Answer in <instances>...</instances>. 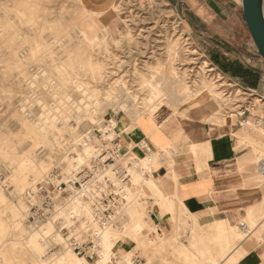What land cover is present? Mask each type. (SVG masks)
Listing matches in <instances>:
<instances>
[{
    "label": "rangeland",
    "instance_id": "rangeland-1",
    "mask_svg": "<svg viewBox=\"0 0 264 264\" xmlns=\"http://www.w3.org/2000/svg\"><path fill=\"white\" fill-rule=\"evenodd\" d=\"M193 20L174 0H0V264H91L88 254L68 245L64 222L91 219L90 198L102 193L117 204L114 224L97 239L99 264H127L132 258L150 264H239L250 242L264 257V230L244 241L239 223L226 235L217 219L199 223L183 206L178 209L177 189L169 195L158 174L163 163L172 166L174 148L150 146L140 157L122 151L116 165L132 159L129 178L121 168L108 170L109 153L101 156L120 131H132L137 112L150 116L136 122L145 129L155 126L152 137L187 108L186 115L208 122L216 104L221 116L235 120L236 127H228L234 135L253 130L241 125L246 118H264V78L249 89L222 69L225 51L263 70L264 58L250 33L236 32L229 47ZM216 50L223 54L221 64ZM78 83L83 91H76ZM193 97L205 101L198 107ZM239 141L251 150L249 136ZM197 145L188 148L210 156L209 144ZM260 159L264 153L258 152L256 163ZM201 162L207 171L203 160L197 168ZM253 177L260 190L264 176ZM159 181L167 194L156 187ZM262 191L247 216L252 232L254 223L262 224ZM55 197L67 203L59 212L48 207ZM155 205L172 214L166 230L151 220ZM43 212L49 214L44 220Z\"/></svg>",
    "mask_w": 264,
    "mask_h": 264
},
{
    "label": "crops",
    "instance_id": "crops-1",
    "mask_svg": "<svg viewBox=\"0 0 264 264\" xmlns=\"http://www.w3.org/2000/svg\"><path fill=\"white\" fill-rule=\"evenodd\" d=\"M174 1L193 17L194 22L210 33L209 35L216 40L223 41L226 46H234L237 40L236 32H243L244 35L249 32L242 10V0ZM214 54L221 62L220 57L223 54L217 50ZM224 55L227 56H225L227 67L230 62L234 61L258 76L257 81L253 80L252 87L247 84L249 89H257L261 85L264 78V67L260 70L257 67L246 65L231 52L224 51ZM246 61L249 62L250 59ZM235 78L246 84L241 78ZM211 107L208 122L202 116L186 115L187 108L184 113H182L184 110H181L182 112L176 117L171 118L163 126H158L160 130L158 137H152L156 133L155 126L151 129L139 126L136 130L123 135L120 131L118 144L123 152H134L139 156L146 153L140 143H147L154 148L162 146L174 148L176 153L172 166L169 167L163 163L159 173L167 183L169 195L177 189L178 199L181 201V203L177 202L178 209L183 206L197 218L199 223H214L216 219L219 225H232L242 220L247 222L246 208L256 206L263 197L264 188L257 190L254 185L255 177L252 176L256 169L257 154L252 153L246 145L239 144L240 138H246L249 135L245 136L240 132L234 135L229 132L226 121L228 115L221 116L216 104ZM221 131H227L226 135L220 134ZM192 142L198 145L210 144V156L196 155L188 148ZM131 143L133 147L130 146ZM197 160L206 161L209 165L215 166L214 168L229 163L225 165L229 183L226 179L219 183L220 181L213 172L205 171L204 162H201L197 168ZM172 175L175 177L173 178ZM149 213L151 220L158 226V230H166L167 221L172 214L159 205L149 209ZM247 247L248 252L239 264H264V257L258 249V244L250 242Z\"/></svg>",
    "mask_w": 264,
    "mask_h": 264
},
{
    "label": "built area",
    "instance_id": "built-area-1",
    "mask_svg": "<svg viewBox=\"0 0 264 264\" xmlns=\"http://www.w3.org/2000/svg\"><path fill=\"white\" fill-rule=\"evenodd\" d=\"M248 109H244L242 111V115L246 113ZM254 122L258 123L260 125L264 126V118L259 117L258 115H254ZM115 140V141H114ZM111 142L113 147L105 148L101 156L103 157L106 155V153H109V157L104 163H108L109 161L113 160L114 158L119 157V155L122 154V148L118 144V140L113 139ZM124 154H127L124 152ZM259 169L262 173H264V161H261L259 164ZM102 170H105V167L102 168ZM56 176H54L55 178ZM107 179V178H106ZM125 179V178H124ZM106 181H109L107 179ZM100 182V181H99ZM95 183V182H94ZM74 184H76L74 182ZM98 184V183H97ZM83 188V187H82ZM81 190V189H80ZM113 193H110L108 197H110ZM118 193H115V196H117ZM112 197V196H111ZM60 197L51 198L50 202L48 203V207H51L52 212H59L63 206L67 203H59ZM115 198H110L108 200L105 197V193H102V195H94L90 198L92 201V209L94 211V217L93 221H89L86 217L81 218V222L75 221L76 223L67 224L66 222L65 226V235L67 238V241H69V246L73 248L74 251H76L78 254H88L90 256L91 264H99V260L101 259V247L97 242L99 231H101L105 226L113 225L114 224V215L116 211V205ZM110 201V202H109ZM59 214V213H58ZM48 213L43 212L42 213V219L47 216ZM73 217V216H71ZM62 219V217H58V220ZM64 221V220H63ZM118 258L117 254L111 255V261L110 263H113ZM127 264H150L144 259L140 258H133L131 262Z\"/></svg>",
    "mask_w": 264,
    "mask_h": 264
},
{
    "label": "bare ground",
    "instance_id": "bare-ground-1",
    "mask_svg": "<svg viewBox=\"0 0 264 264\" xmlns=\"http://www.w3.org/2000/svg\"><path fill=\"white\" fill-rule=\"evenodd\" d=\"M172 49V48H171ZM175 49V48H174ZM172 52V51H171ZM171 55V54H170ZM173 57V56H172ZM172 61V60H171ZM156 80H158V77L156 78ZM64 83H65V81H64ZM64 87V86H63ZM70 87V86H69ZM73 87V86H72ZM71 87V88H72ZM71 88H70V90H71ZM64 90V89H63ZM62 90V91H63ZM65 91V90H64ZM76 91H83V88H82V84L81 85H79V83L77 84V88H76ZM208 91V90H207ZM206 91V92H207ZM210 91V90H209ZM52 92V91H51ZM83 93V92H82ZM85 93V92H84ZM87 93V92H86ZM196 93V92H195ZM200 94V93H199ZM198 94V95H199ZM192 97V96H191ZM190 97V98H191ZM185 98H186V96H185ZM194 98V97H193ZM195 100H194V103H195V105L196 106H198L199 107V105H202L203 103H204V101L205 100H202V98H199V97H196V98H194ZM151 104V103H150ZM254 105V104H253ZM197 107V108H198ZM194 108V107H193ZM192 108V109H193ZM201 109V108H200ZM252 109V111L255 113L256 112V109H255V105L253 106V108H251ZM191 110V109H190ZM125 111V110H124ZM197 111H198V109H197ZM208 112V111H207ZM207 112H202V113H200V114H202V115H206V113ZM127 113V112H126ZM128 114V113H127ZM132 114V113H131ZM196 114V113H195ZM242 114V112H240V115ZM252 115H253V113H252ZM145 117V118H147L149 121H150V119H149V117H148V114L147 113H145V112H137V113H134L133 115H132V117H131V121H132V131L133 130H136L137 128H139V123H137L136 122V120L138 119V117ZM206 117V116H205ZM152 119V118H151ZM156 119V118H155ZM168 121V120H167ZM226 121H227V126L228 127H230V128H235L236 126H235V120L233 119V118H229V117H226ZM155 122V121H154ZM45 123V122H44ZM149 123V122H148ZM162 125V124H161ZM241 125H243V127H244V129L245 130H247V131H251L252 129V131L251 132H249V138L251 139V141H252V143L250 144V147H251V151H252V153H256V154H258V152L259 153H264V128L260 125V124H258V123H255L253 120H251V118L250 117H248V118H246L244 121H241ZM239 126V125H238ZM112 127L114 128V129H116L117 127H118V122H113L112 123ZM141 127V126H140ZM48 128V127H47ZM52 129V128H51ZM145 129V128H144ZM157 129V128H156ZM46 131V130H45ZM112 132V131H111ZM48 134V133H47ZM41 136V135H40ZM118 138V137H117ZM138 144V143H137ZM194 145V144H193ZM202 145V144H201ZM204 145V144H203ZM130 146L131 147H133V144L131 143L130 144ZM140 146L141 147H144L145 148V150L147 151V152H149V151H152L151 150V148H150V145H148L147 143H140ZM198 146V145H197ZM209 146H210V144H209ZM88 148V147H87ZM204 149V148H203ZM155 150V149H154ZM130 153H132V155H135V156H138V157H140L139 155H137L136 153H134V152H130ZM121 155H123V154H121ZM121 155H119V157L121 156ZM104 156H106V155H104ZM108 157L109 156H107V159H108ZM263 157V156H262ZM119 161V158L117 157V158H114L113 160H111V162H108V164H111V165H109V167H108V170H110V169H112V171L113 170H116L117 168H121V170L123 171V173H124V177L125 178H129V174H128V169H130V168H132L133 167V164H132V159H130V161H127L126 162V166H122V165H120V164H118V165H116V163ZM261 161H264V159H260V161H258L257 162V164H256V169H255V173H254V175H252V176H260V174L261 175H263L264 176V173H262L261 171H260V169H259V164L261 163ZM230 163H232V162H230ZM129 164V165H128ZM227 164H229V163H226V164H223V165H220V166H218V167H216V168H214L215 166H211V165H209V167H208V170L206 171V172H209V171H211V172H213L214 174H215V176H216V178L220 181L219 183H222L223 181L222 180H225L226 179V181L228 182V179H227V174H226V170H225V165H227ZM111 166V167H110ZM107 169V167L105 168V170ZM102 172H101V174L103 173V172H105V171H103V170H101ZM143 172V171H142ZM143 173H145V174H147V173H149V171H147V170H145ZM158 174H160L159 172H158ZM210 175V174H209ZM132 177V176H131ZM173 177V176H172ZM131 179V178H130ZM126 183L127 182H124V184L126 185ZM134 184H137L136 183V181H134L133 182ZM229 183V182H228ZM217 184V183H216ZM155 185H157L156 187H159L161 190H163V192L165 193L166 191H165V189H163L162 187V181L160 182H158V184H155ZM218 186V185H217ZM258 187H259V189L261 190V189H263L264 188V180L262 181V182H259L258 183ZM124 190V189H123ZM161 192V191H160ZM165 194H167V193H165ZM164 194V195H165ZM170 197V196H169ZM168 197V198H169ZM251 208H252V206L251 207H247L246 208V215L247 216H249L250 215V210H251ZM169 209V208H168ZM79 211V210H78ZM94 212V211H93ZM93 217H94V213H92V215H91V219H88L89 221H93ZM262 222V224L260 225H258L257 223H254L253 225H254V227H255V230H253V232H252V228H251V225L250 224H248V222H246L245 220H242V221H240L239 222V230H240V232L241 233H239L238 234V236H240L241 237V235H244V237L245 238H243V240L245 241L246 239H247V237H248V240H253V239H255L254 238V234H257L258 232H261V231H263L264 230V215H262L261 216V219H260ZM249 221H251L250 219H249ZM252 223V222H251ZM111 227V225H109V226H105L101 231H99V236L98 237H100L101 236V234L103 233V231L105 230V229H107V228H110ZM231 228V226L230 225H224V231L226 232V235H227V231L229 230ZM104 239H105V247L107 246V247H109L110 246V244H109V242H108V237H107V235L104 237ZM226 240V239H225ZM242 244V243H241ZM257 244V243H256ZM115 245V244H114ZM114 245H113V247H114ZM111 247H112V244H111ZM225 249V248H224ZM238 249V248H237ZM260 249V248H259ZM238 251V250H237ZM100 253H101V259L98 261V262H100L102 259H103V253H102V250L100 251ZM245 254V253H244ZM68 256H70V254L68 255ZM66 257V256H65ZM70 258V257H69ZM68 258V259H69ZM62 259V258H61ZM77 259V258H76ZM109 259V258H108ZM133 259V258H132ZM131 259V260H132ZM131 260H130V262H131ZM68 262V261H67Z\"/></svg>",
    "mask_w": 264,
    "mask_h": 264
},
{
    "label": "water",
    "instance_id": "water-1",
    "mask_svg": "<svg viewBox=\"0 0 264 264\" xmlns=\"http://www.w3.org/2000/svg\"><path fill=\"white\" fill-rule=\"evenodd\" d=\"M242 10L251 38L264 58V0H242Z\"/></svg>",
    "mask_w": 264,
    "mask_h": 264
},
{
    "label": "trees",
    "instance_id": "trees-1",
    "mask_svg": "<svg viewBox=\"0 0 264 264\" xmlns=\"http://www.w3.org/2000/svg\"><path fill=\"white\" fill-rule=\"evenodd\" d=\"M216 63H220L219 60L215 59ZM223 70L226 72H230L232 76L241 78L246 84H253L258 80V76L252 73L249 69L243 68L241 65H238L236 62L232 61L229 63V67L227 68L226 64H222ZM252 87V86H251Z\"/></svg>",
    "mask_w": 264,
    "mask_h": 264
}]
</instances>
